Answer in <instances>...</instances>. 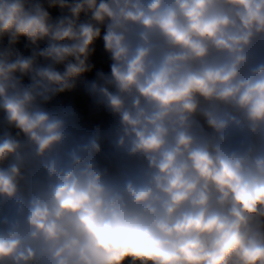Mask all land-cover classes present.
I'll list each match as a JSON object with an SVG mask.
<instances>
[{
  "label": "clouds",
  "instance_id": "clouds-1",
  "mask_svg": "<svg viewBox=\"0 0 264 264\" xmlns=\"http://www.w3.org/2000/svg\"><path fill=\"white\" fill-rule=\"evenodd\" d=\"M0 264H264V0H0Z\"/></svg>",
  "mask_w": 264,
  "mask_h": 264
}]
</instances>
